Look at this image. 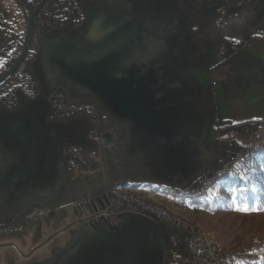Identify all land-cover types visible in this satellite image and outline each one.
<instances>
[{
    "label": "flooded vegetation",
    "instance_id": "1",
    "mask_svg": "<svg viewBox=\"0 0 264 264\" xmlns=\"http://www.w3.org/2000/svg\"><path fill=\"white\" fill-rule=\"evenodd\" d=\"M99 1L26 0L36 12L34 26L36 29L42 30V35L38 32L33 34L27 56L8 78L9 80L19 71V80L5 86L3 92L0 93L1 123L7 125L5 131L8 133L11 132L12 126L14 127L16 140L13 139L10 142L19 147L15 153L4 150V148L0 150V182L6 177L4 181L8 180L13 185L12 193L4 194L3 190L0 189V245H2L0 249L12 245L8 241H3V239L12 235H22L24 230L28 229L27 225L32 222L31 219L28 220V216L35 220L42 219L36 213L30 212L29 215L19 211L17 214H12L7 210V204L11 201V197L18 200L22 197V188L29 169H34L36 165L38 168L41 164L40 160H43L45 153L52 148H54L53 153L59 154L65 165L70 163L71 159H75V155L68 151L73 147L70 144L71 138H69V135L74 133L75 124L81 125V134L87 132L88 123L83 119H75L70 110L65 108L68 102H71L72 99L69 97L70 95L73 96V93L84 96L94 95L99 103L109 110L111 115H126L135 122L139 118L140 120L143 117L146 119L144 114L152 110V102L156 106H165L166 111L158 120L147 116L148 120L138 121L144 125L145 130L151 135L163 133L168 136L167 140L172 144L171 151H167L168 157L161 155L159 152L154 154V151L151 150L153 158L149 156L147 159L150 162H156L157 160L160 170L164 171L169 178L173 177V179L168 178L172 181H182V179L198 175L199 172L207 169L205 166L201 168L202 163L199 164L201 160L197 162L200 153L189 154L186 151V144L178 135L180 133L177 129L181 123L178 119L181 114L177 112L178 106L175 100L172 101L176 91L174 93L171 91L172 86H177L178 82L174 78L164 76L162 72H158V70L164 68L162 66L163 61H160L159 64L155 63L156 65H150V58L146 57L148 55L147 50H142L145 47V42L143 43L141 38L135 34L137 32L135 26L129 31L131 32L129 34L133 37L132 39L124 43V36L121 35L120 37L115 36L113 39L104 38L96 42L97 50H89L86 43L79 45L76 42L69 41L73 37L72 35H78L89 22L88 5H85V3L93 2L95 4ZM137 1L144 8V13L149 15V24L162 32V35H160V37H163L161 41L170 50H174V46H178L181 55L183 45L179 38H182L184 32L185 23L183 19L185 18L183 17L186 16L187 8L185 6L188 5V0ZM191 1L194 2V0ZM216 1L221 4L220 8L223 4V7L227 8L229 3L228 0ZM91 7H93V4ZM212 10L215 17L219 16L220 12H217L215 7ZM25 11L29 16L30 12L27 9ZM18 15L24 16L22 11L18 12ZM19 25V32L16 28L12 29L14 30L12 34L9 33L11 34V42L3 49V59L0 60V66H4L16 56L7 70L17 61L23 48L26 25L23 26L20 23ZM61 30H65V34L59 35L58 32ZM57 37L60 41H56ZM64 38H66L67 44H65ZM146 38H144V41L147 40ZM51 39L56 41V50H51L52 52L46 50L50 55L47 57L44 55L45 51L43 49L47 46L45 44L47 40ZM143 45L144 47H141ZM77 48H80L78 51L81 50L79 54H76L78 52ZM62 57L69 59L70 67L68 69L61 65L64 60ZM134 58L137 59L135 64L132 61ZM180 67L182 68V66ZM157 79L159 80L157 81ZM60 92L68 96L66 98L67 102L61 101ZM88 99L89 101L90 99L95 100L91 96ZM56 132L57 134H55ZM172 135H175V137H171ZM66 137L67 140H64ZM81 140L83 139L81 138ZM168 141H164V145ZM174 148H176V151H173ZM218 150H220L219 147ZM55 154L50 156L51 160H54ZM155 155L158 156L155 157ZM222 159L224 158L218 151V158L215 163L218 164ZM33 163H36V165ZM213 166L214 164L208 168L211 169ZM119 170H121L120 166H118L116 174H120ZM38 175L36 173L33 178ZM139 178L140 176L136 179L139 180ZM97 179L103 184L104 178L102 176H97ZM141 179L143 182L150 181L144 178ZM149 179L152 178L149 177ZM158 184L167 185L164 182H158ZM107 188L109 189V187H106V190ZM118 210L120 211V208H117ZM52 214L51 212L48 216H53ZM58 229L50 232L48 237L52 236ZM68 242V235L54 236L39 248L37 247L41 243L34 246L29 252L22 254V259L17 260L14 264H54L53 262L59 258L61 252L68 248ZM49 243L46 253L35 256L39 250ZM155 247L157 261H150L149 264L173 263L172 260L168 259L162 248L158 245ZM128 248L127 251H124L125 253L122 252L121 264H138L136 250L132 245H128ZM86 253L87 249L80 245L69 257L67 256V261L69 260L70 264H82L86 260ZM147 255H150V249L146 251L145 256ZM0 260H3L6 264H12L11 258L7 259L2 256Z\"/></svg>",
    "mask_w": 264,
    "mask_h": 264
},
{
    "label": "rangeland",
    "instance_id": "2",
    "mask_svg": "<svg viewBox=\"0 0 264 264\" xmlns=\"http://www.w3.org/2000/svg\"><path fill=\"white\" fill-rule=\"evenodd\" d=\"M14 3L13 0H0V12L8 19L12 15L10 7L12 6L13 8ZM92 4L93 7H91ZM85 5H88L89 22L78 35H72L73 37L70 38L69 41L72 43L76 42L79 45L86 43L89 50H97L98 47L96 46V42L104 38L113 39L115 36L120 37L121 35L124 36V43L132 39L133 37L129 34L131 33L129 31L135 26L134 28L137 29L135 34L141 38L143 43L145 42V47L144 45L141 47H144L142 50H147L146 53H148V55H146V57L150 58V65H156L155 63L159 64L160 61H163L162 66H164V68L158 70V72H162L164 76L174 78L175 81L178 82L177 86H172L171 90L172 93L176 91V99L174 98V100L178 106L177 112L181 114L180 127L177 129L180 133L178 135L186 144V151L189 154L200 153L197 162L201 160V162H199V164L202 163L201 168L205 166L207 169L199 172L198 175H192L191 177L182 179V181L169 180L170 178L173 179V177L169 178L168 175H161L158 173V171H160V166L157 164V160L156 162H150V160L147 159L149 156L153 158L152 151L141 148L140 145H136V138L134 137L135 129L131 123H127L125 117L122 115H119V118L112 116L109 110L104 105L100 104L99 100L96 99L94 95L84 96L77 93H73V96L70 95L69 98L72 100L69 99L71 102H68L65 108L70 110L75 119H83L88 123L89 135L87 138L89 139L90 137L93 143L91 146L93 153H89L88 151L83 152L77 148L82 128L81 125L75 124L74 133L71 132L72 135H69V138H71L70 144H72L73 147L68 149V151L76 156H74L75 159H71L72 163L77 167L86 166L88 168L90 166L89 171L92 172L91 178L102 176L104 178L103 183L105 187H109V189L107 188L104 192L99 193L107 195L110 203H113L115 206L120 205L116 203L111 193V187L120 186L123 187V194H131L134 197H141L143 201L149 200L154 202L156 205L166 208L171 215L176 216L179 220L194 224L199 229L203 228L211 233L219 241L221 246H223V250H225L223 259L219 264H223L224 262L228 264H263L264 202L243 203L233 200L229 203V206H226V208L231 211L232 215H228L227 213L219 214L218 207H216V200L218 198L212 200L211 194L217 184L222 181L221 179L226 177L220 176L223 169L215 172V175L206 181V185L201 188V190L187 189V191H182L181 189L191 186L210 175L229 158L222 159L218 164L215 163L218 158V151H220L218 147L219 149H221V147L218 142V131H216L214 127L216 120L214 117L215 112L211 87L209 85L213 67L218 63V56L221 51L223 52L225 47V42L222 40V37H220V34L222 20L228 16V6L227 8L223 7V4L222 8H220L221 4L216 0H194V2L188 0V5L185 6L187 8L186 16L183 17L185 18L183 19L185 23L184 32L182 33V38H179V41H182L183 45V50L180 55L178 46H174L175 49L170 50L163 41H161L163 38L160 37L162 32H159L155 27L149 24V15L144 13V8L138 4L137 0H100L99 2H95V4L93 2H86ZM214 7L217 9V12H220L219 16L216 15L217 17L213 15L214 11L212 9ZM18 12H20L19 9H17V13ZM2 14L0 16V27L6 24ZM26 16L27 12L25 11V17ZM25 17L20 16V18H18V24L20 23L24 26ZM124 18H129V20ZM106 24L109 25L104 26ZM212 25H214V27L218 26L216 27L217 32L214 34L211 30L213 28ZM145 37H147V40L144 41ZM78 49L80 48L76 50L78 51ZM80 52L81 50L76 52V54ZM141 55L143 56V54ZM135 60L137 59L134 58L132 60L134 64ZM180 66H182V68ZM175 74L177 75L175 76ZM158 80L159 79H157V81ZM71 93L70 91V94ZM90 96L95 100L90 99L89 101L88 98ZM59 97H61V101L67 102L66 98L68 96L64 93L60 92ZM158 109L149 111V118L153 119L156 118V116L158 117L159 114L156 112ZM55 134H57V132ZM59 134L58 132V135ZM64 140H67V137L64 138ZM138 144H140V142H138ZM0 147L4 148V150H10L11 153H13L4 128H0ZM78 157H81L83 160L80 161ZM240 160L233 163L234 165L232 164L231 168L226 169L227 173L231 172V174H229L230 176L235 175L236 166ZM145 161L147 162L145 163ZM212 164H214L213 168L209 169L208 167L212 166ZM118 166L121 168V170H119L120 176L129 175L134 177L136 181V178L140 176V181L142 180L141 178H144L156 183L166 182L169 187L155 185L153 187L141 188L115 184L111 180L115 175L114 173H117ZM74 169L75 167H73V172ZM33 170L34 169H29V172ZM80 175H83L80 171L76 172V174L72 173V176L76 178ZM229 175H227V177ZM149 177L152 179H149ZM4 179L0 182V189L3 190L4 194L12 193V183L8 180L4 181ZM147 190L148 193H142V191ZM190 191H194V196L179 200L182 202L190 198L199 199L201 206L196 213L200 214L199 218H201L196 221L192 220L187 215L185 209L178 210L177 207L180 202H178V198H173L177 196L175 194L179 195ZM167 192L172 193V196L169 195L164 197L160 195L166 194ZM84 199L86 198L81 199L82 204H84ZM172 200L178 203H173ZM242 204L255 205L252 210L250 209L248 211L249 214L245 218L239 215V207H241ZM246 208H249V205L246 206ZM121 211L124 210L120 209L119 212ZM27 213L30 215V212ZM48 213L49 212H44V217L40 221L28 216V220L31 219L32 222L27 225L28 229L24 230L22 235H12L11 237L3 239V241H8L12 245L0 249V258H2V256H5L7 259L11 258V263L14 264L17 260L22 259V254L29 252L34 246L45 242L48 234L54 229H58L62 224V218L59 217L57 221H54V219H49L52 216H48ZM60 213V210L54 211L56 216H59ZM167 223L176 225L172 222ZM49 245L50 243L39 250L35 256L46 253ZM235 251L237 252L234 255L233 253ZM187 256L188 251L187 254L181 256V258L174 259L172 264H185L183 259ZM0 264L6 263L0 260Z\"/></svg>",
    "mask_w": 264,
    "mask_h": 264
},
{
    "label": "crops",
    "instance_id": "3",
    "mask_svg": "<svg viewBox=\"0 0 264 264\" xmlns=\"http://www.w3.org/2000/svg\"><path fill=\"white\" fill-rule=\"evenodd\" d=\"M228 1V16L222 20L220 34L225 47L219 54V61L213 67L211 80L209 79L216 131L222 121L258 122L264 119V0ZM13 6V8L10 7L12 15L9 19L0 12L6 21L5 26L0 27V60L3 59V49L11 42L10 36L14 31L12 29L18 28L17 32L20 31L18 7L15 3ZM212 26L211 30L214 34L218 26ZM10 145L11 150L14 153L17 152L18 145L13 142H10ZM90 172L84 170L83 175L76 178L80 184L71 185L69 193L71 197L79 195L80 198L88 199L106 190L105 184L99 182L97 178H91L92 172ZM235 172L234 176L221 179L222 181L217 184L211 194L212 200L218 198L216 207L219 214L232 215L226 206H229L233 200L243 203L264 202V149L248 151L238 163ZM114 174L111 181L115 184L141 188L159 186L156 182H143L138 179L136 181L129 175ZM164 184L167 183L164 182ZM163 187H169V185H163ZM200 203L197 198L185 199L177 208L185 209L187 215L196 221L201 218H199L200 214L196 213L201 206ZM248 205L249 208H246ZM248 205L242 204L239 207V215L243 218L247 217L248 211L255 206ZM127 213L139 218L138 227L135 229L137 239L151 242V230H153L156 235L154 240L152 239L154 246L158 245L162 248L170 261L181 258L188 238L185 229L149 214L128 211Z\"/></svg>",
    "mask_w": 264,
    "mask_h": 264
},
{
    "label": "water",
    "instance_id": "4",
    "mask_svg": "<svg viewBox=\"0 0 264 264\" xmlns=\"http://www.w3.org/2000/svg\"><path fill=\"white\" fill-rule=\"evenodd\" d=\"M13 1L15 2L19 10L23 12L24 17L25 9L30 12V15L25 17L26 28L22 51L12 67L0 77V85L5 83L8 78L14 73V71L19 67V65L24 61L29 52L33 34L35 32H38L42 35V30L36 29L34 26L36 20V12L34 11V9L26 2V0ZM58 34H65V30L59 31ZM57 40L60 41L58 37L56 41ZM63 40L65 44H67L66 38H64ZM56 41L52 39L47 40V42L45 43L47 46H45V48L43 49L45 51V56H50L49 52H46V50H56ZM62 58L64 60L62 61L61 65L68 69L70 67L69 59L67 57ZM174 98L176 99L175 94L172 101L174 100ZM151 107L152 111L159 108L158 110H156L159 116H156L155 120H158V118L162 116V114H164L166 111L165 106H156L154 102H152ZM172 110L174 109L172 108ZM148 112L144 114L146 119L143 117L142 120H140L139 118L138 121L141 122L144 119L148 120ZM112 116L119 118V116L116 115ZM123 117H125L127 123H131V125L135 129L134 137L136 138V145H140V147L144 149H149V151L153 150L154 154L159 152L161 153V155L163 154V156L168 157L167 151L170 152L172 146V144H170V142L167 140L168 136H165L163 133L151 135V133L145 130L142 123L138 121L135 122L133 119H131V117H128L126 115ZM178 120L179 122H181L180 116ZM5 127L7 128V125L1 123L0 120V128L5 129ZM13 128L14 127L12 126L10 133L6 131L9 142L12 141L15 137V131ZM86 133L89 135V129L87 132L79 136L80 139L82 138L83 140H79L77 148L82 150L83 152L88 151L89 153H93V149L91 147L93 143L90 137L89 139L87 138L88 135ZM171 137H175V135H172ZM164 141L168 142H166V144L164 145ZM138 142H140V144H138ZM1 149L2 148L0 147V150ZM175 149L176 148H174L173 151H176ZM53 152L54 148L48 150L45 153L44 159L40 160L41 164H39L38 168L36 163H33L34 165H36L34 167V170L35 168H37V170H35V172H29L27 177L25 178V184L22 188L21 193L22 197L19 198V200L17 198L11 197V201L7 204V210L12 214H17L19 211L25 213L31 212L38 214L42 218L44 217V212H52L54 214V211L60 210L61 213L59 216H56V214H52L53 216L49 219H54V221H57V218H62L61 226L55 233H53L52 236H49L45 240V242H43L37 248L46 244L54 236L68 235V248L61 252L59 258H57V260L53 262L54 264H70V262H68L69 260L67 261V256L69 257V255L72 254V252L76 250V248L80 245L84 246L87 249L88 253H86V260L85 262H82V264H121L123 257L122 252L129 249L128 245H132L136 250L138 254V264H149L150 261H157L156 253L154 250L156 248L154 246L155 243H152L154 237L156 236L154 235L155 232L151 230V238L153 239H150L151 242H149L148 240L142 241L139 238L137 239L135 229L138 227L139 218L137 216H134L133 214H126L125 212L117 211L116 206L113 203H110L108 197L104 194L97 193L88 199H84V204L81 203V199H83L80 198L81 196L76 195L75 197L74 195H72L71 197V195H69L71 185L74 183L77 185L80 184L79 180H77L76 177H73L74 175L72 176V173L76 174V172L78 171L83 173L84 170H89L90 166L88 168L86 166L77 167L72 163V161L65 165L62 162L59 154L56 155ZM53 154H55L54 160H51L50 156ZM78 158L80 161L83 160L81 157ZM73 167H75L74 172ZM36 173L39 174L40 177L36 176L35 178H33ZM158 173L161 175H165V172L162 170L158 171ZM1 247L2 245H0V248ZM144 247L150 249V255L145 256V252L147 251V249H145Z\"/></svg>",
    "mask_w": 264,
    "mask_h": 264
},
{
    "label": "built area",
    "instance_id": "5",
    "mask_svg": "<svg viewBox=\"0 0 264 264\" xmlns=\"http://www.w3.org/2000/svg\"><path fill=\"white\" fill-rule=\"evenodd\" d=\"M264 145V119L260 120L256 127L252 130L250 139L247 142L246 147L239 149L227 160H225L220 167L216 168L210 175L206 176L202 180L186 188H181L182 191L187 189L201 190L206 185V181L215 175V172L222 169L231 168L233 163L242 159V157L249 150H253L256 147H262ZM111 193L120 209L124 212H139L152 214L155 217L162 219L166 222H172L176 225L184 228L187 232L188 238L186 241L188 256L183 259L185 264H213V261H222L225 250L223 246L215 245L207 242L206 236L199 232V228L194 224L183 222L174 215H168L163 210L158 209L155 206H150L146 201H142L141 197H131V194H123V189H118L117 186L111 187ZM142 193H148L142 191ZM173 203H178L172 200ZM118 207V206H117Z\"/></svg>",
    "mask_w": 264,
    "mask_h": 264
},
{
    "label": "trees",
    "instance_id": "6",
    "mask_svg": "<svg viewBox=\"0 0 264 264\" xmlns=\"http://www.w3.org/2000/svg\"><path fill=\"white\" fill-rule=\"evenodd\" d=\"M29 1H35V0H29ZM15 58L16 56L14 57V59H12L10 63L5 64L4 66H0V76L12 64ZM19 75L20 74L18 71L5 84L1 85L0 93L3 92V90L5 89V86L19 80ZM257 123L258 122H254V121H243V122L222 121L220 122L219 128H218V142L221 147L220 149L221 156L223 158H228L231 155H233V153L238 151L239 149L246 147L250 134L252 130L256 127ZM253 150H256V149H253ZM236 252L237 251H235L233 254L235 255ZM186 254H187V247L183 251L182 256ZM223 264H228V263L224 262Z\"/></svg>",
    "mask_w": 264,
    "mask_h": 264
},
{
    "label": "bare ground",
    "instance_id": "7",
    "mask_svg": "<svg viewBox=\"0 0 264 264\" xmlns=\"http://www.w3.org/2000/svg\"><path fill=\"white\" fill-rule=\"evenodd\" d=\"M257 149H264V145L262 146V147H256ZM234 165V164H233ZM229 174H231V172H228L227 173V171H226V169H223L222 171H221V173H220V176H226L227 177V175H229ZM219 176V175H218ZM230 176V175H229ZM118 189H122L123 187H120V186H118L117 187ZM168 193V192H167ZM160 194V195H163L164 197H166V196H172V193H168V194ZM194 191H190V192H188V193H184V194H175V193H173V194H175V195H177L176 197H173V198H178L177 200H179V199H183V198H186V197H192V196H194ZM131 197H134L133 195H131ZM138 197V196H137ZM143 201V200H142ZM145 201V200H144ZM147 203H149L150 204V206H155V207H157L158 209H160V210H163L164 211V213H166V214H168V215H171L168 211H167V209L166 208H164V207H162V206H158V205H156L154 202H151V201H146ZM178 202H180V200L178 201ZM199 232H201L204 236H206V238H207V242H209V243H211V244H215V245H220L221 246V244L219 243V241L211 234V233H209L208 231H206L205 229H203V228H200L199 229ZM220 263V261H213V264H219Z\"/></svg>",
    "mask_w": 264,
    "mask_h": 264
}]
</instances>
